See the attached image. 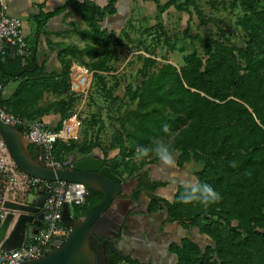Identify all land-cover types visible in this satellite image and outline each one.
<instances>
[{
	"label": "trees",
	"instance_id": "16d2710c",
	"mask_svg": "<svg viewBox=\"0 0 264 264\" xmlns=\"http://www.w3.org/2000/svg\"><path fill=\"white\" fill-rule=\"evenodd\" d=\"M210 1L216 4V0ZM120 2H75L76 11L87 24L76 33L86 43L83 47L67 42L52 44L58 47L54 49L60 70H48L44 62L39 63L33 47L30 55L21 56L8 46V54L0 60V77L4 88L11 83L17 85L10 95L1 92L0 107L21 120L16 126L23 134L35 121L59 114L54 129L59 132L82 95L71 88L72 65L84 66L92 74L96 92L109 103L108 110L119 130L109 146L102 148L104 164L126 186L134 187V199L145 194L147 215L166 212L163 225L178 222L211 240L205 247L187 236L172 242L169 250L176 255L175 264H264V0L231 1V6L240 11L236 25L245 33L244 44H235L220 28L216 38L202 40L203 53L190 50L179 67L152 57L153 51L138 40L139 49L149 55L140 56L141 79L137 85L128 83L123 97L115 93L120 81L114 62L135 40L128 32L118 33L104 25L108 17L118 14ZM191 5L204 19L197 0L157 2L160 15L171 6L191 13ZM66 7L36 15V34ZM162 32L166 33L164 28ZM166 42L171 43L170 37ZM109 77L114 80L112 84ZM165 123L171 126L170 134L162 131ZM161 136L174 148L179 167L201 165L195 171L196 182L212 185L223 196L220 202L207 209L199 203L184 204L179 201L181 184L171 200L155 193L169 182L154 181L143 173L145 167L159 161L155 157L137 160L135 150ZM100 146L97 135L94 140H58L54 154L64 162L71 154L91 155ZM111 151L117 153L110 156ZM39 185L31 184L30 192L43 193ZM102 198L101 193L92 190L83 204H74V217L87 215ZM29 226L37 228L32 223ZM110 255L114 264H146L130 256L118 257L112 251Z\"/></svg>",
	"mask_w": 264,
	"mask_h": 264
},
{
	"label": "rangeland",
	"instance_id": "374dc122",
	"mask_svg": "<svg viewBox=\"0 0 264 264\" xmlns=\"http://www.w3.org/2000/svg\"><path fill=\"white\" fill-rule=\"evenodd\" d=\"M107 1L105 0L106 3ZM158 1L165 4L167 0H121L118 14L114 17H108V20L106 19L108 28L115 29L118 33L128 32L135 40L127 44L114 62L115 74L120 81V85L115 90V93L121 97L125 95V87L128 83L132 82L134 85L139 83L141 79L139 69L142 64L140 56L149 55L145 50L139 49L138 40L140 39L143 40L145 47L153 51L152 57L163 62H172L178 67L183 63V55L190 50L197 49L203 53L204 43L202 40L216 38L219 35L220 28L229 33L235 44L242 45L245 42L246 36L244 31L236 25V19L240 11L231 6L232 0H216V4H213L210 0H197L204 19L198 16L192 5L189 6L191 13L181 10L176 6H171L160 15L157 8ZM180 2H184V0H179ZM76 22L80 28L84 26L83 21L78 16L76 17ZM24 27L26 29L29 25L24 23ZM35 28L32 27V30L28 33L29 43L35 40ZM162 28L165 29V34L162 32ZM146 29H149V31L146 32ZM166 37H170L171 43L166 42ZM68 43H76L83 47L86 42H82L77 35H72L69 37ZM55 49H58V47H55ZM40 51H44L43 46ZM77 66H75L77 70L75 74L76 82L73 84V87L74 90L82 94L75 106V111L79 113L81 120L77 139L87 138V140H94L97 135L101 146L95 148L93 153L88 156L98 155L102 159V148L108 147L113 136L118 134V126H115L113 114L108 110L109 103L96 92L95 86L92 85V74L85 71L86 69L79 66V64ZM47 67L50 70L61 69V64L56 55L51 56L49 62H47ZM80 71L83 72L82 76L80 75ZM108 80L109 84L114 82L110 77ZM13 86L14 84L8 86L5 93L8 94ZM93 119L95 122L91 124L90 120ZM116 153L117 151H111L110 156ZM175 160L177 161L176 156ZM4 165L13 168L14 172L18 175V185L15 186L17 198L23 199L26 204H32L37 195L30 192L28 186L31 184V181L13 163L0 136V167ZM200 168L201 165L197 163H189L186 167L181 168L176 162L174 169H166L158 162L154 165V169L149 166L145 167L143 173H146L149 177H153L152 172L155 171L154 174L156 173L160 178L169 180L171 177H175L178 181L177 183H169L160 188L156 193L159 196L172 199L176 186L180 184L179 181L191 180L196 182L197 177L194 171ZM22 186L25 188L23 189ZM142 200V203L139 204L141 206L139 207V212L141 213L144 209L146 210L148 202L146 197H143ZM70 212L72 215L75 214L74 205L72 204L70 205ZM28 232V234H32V227H28ZM181 235L190 237L202 247L211 243V240L206 235L199 233L197 229L184 230Z\"/></svg>",
	"mask_w": 264,
	"mask_h": 264
},
{
	"label": "water",
	"instance_id": "95a60500",
	"mask_svg": "<svg viewBox=\"0 0 264 264\" xmlns=\"http://www.w3.org/2000/svg\"><path fill=\"white\" fill-rule=\"evenodd\" d=\"M0 136L13 163L27 176L40 181L65 180L82 184L88 190L87 198L92 190L103 195L87 215L79 218L71 214L69 203H65L63 221L69 229L67 238L64 242L55 241L49 253L23 264H109L108 249L115 255L122 254L118 243L125 218L119 217L118 206L127 201L140 202L131 193L127 194L126 184L98 155L79 158L71 154L66 167L53 168L47 165L42 146L27 138L16 125L1 118ZM34 144L40 156L34 154L31 148ZM45 199L46 196L40 194L32 204L5 201L8 213L0 225V248H20L29 233L28 224L41 226ZM32 232L37 233L38 228Z\"/></svg>",
	"mask_w": 264,
	"mask_h": 264
},
{
	"label": "built area",
	"instance_id": "2783aa9c",
	"mask_svg": "<svg viewBox=\"0 0 264 264\" xmlns=\"http://www.w3.org/2000/svg\"><path fill=\"white\" fill-rule=\"evenodd\" d=\"M6 0H0V60L8 54L7 47H12L16 54L28 56L31 53L25 36L23 34V23L18 17L6 14ZM4 91V84L0 77V94ZM0 118L14 125L20 124L21 120L13 115L6 113L0 107ZM81 126L78 112H73L63 123L59 132L50 129L45 121L37 120L28 126L24 134L35 144L42 146L45 152V161L48 166L53 168L66 167L68 161L61 162L54 154V145L58 140L69 141L77 139ZM40 156V155H39ZM31 184L39 185L42 182L35 178H29ZM39 190L46 196L44 205L41 209L43 214L42 224L37 233L26 234V238L20 248L6 250L0 248V264H23L26 261L40 258L49 253L55 241L64 242L67 238L69 229L63 221V211L65 203L81 205L86 200L88 190L79 183H71L65 180L43 181ZM31 184L28 186L31 188ZM18 185V175L9 166L0 167V225L5 219L8 208L5 201L10 200L17 203L26 204L23 199L16 196L15 186ZM24 189L25 187L22 186ZM10 195V196H9Z\"/></svg>",
	"mask_w": 264,
	"mask_h": 264
},
{
	"label": "crops",
	"instance_id": "0c3cea01",
	"mask_svg": "<svg viewBox=\"0 0 264 264\" xmlns=\"http://www.w3.org/2000/svg\"><path fill=\"white\" fill-rule=\"evenodd\" d=\"M81 1L83 0H6L7 8L5 12L10 16L18 17L22 20L24 29L23 34L25 33L24 36L28 46L35 49L39 63L44 62L47 66V62H49L52 55H56L57 57V51L54 49L55 47L52 46L53 43H68V39L72 35H77L80 38V36L76 33V30L87 27V24L81 19L80 14L76 11L75 2ZM93 1L100 5L106 4L105 0ZM66 4V10L49 18L42 31L38 34H35V40L29 43L28 33L32 30V27H36L37 25L35 16L38 15L41 11L51 12L55 8ZM77 16L84 23V26L81 28L76 22ZM106 21L104 22L105 26H107ZM24 23H27L29 27L25 29ZM81 41L84 42L83 40ZM42 46L44 47L43 52L40 51ZM10 49L11 51H14L12 47H10ZM77 65L76 63H74L71 68L70 77L72 90H74L73 84L76 82L75 74L77 71L76 67H78ZM85 71L88 70L86 69ZM80 72V75L82 76L83 72ZM12 84H14V86L7 95L12 94L16 88V83H11L8 86ZM7 87L4 88V93ZM59 120V114H50L44 117V121L46 122L47 126L52 130L56 128ZM32 149L34 151V154L37 155L38 151L35 150V147H33ZM148 166L154 169V165ZM154 172L155 171L152 172L154 176L150 177L152 180H162L171 183L169 179L160 178L159 175H157L156 173L154 174ZM177 186L175 188V191L177 189ZM160 188H158L155 193H157ZM37 197L38 195L36 196V198ZM140 197L142 199L146 196L142 193ZM138 201L140 202L141 200L139 199ZM133 207L135 208L132 212L133 215L124 232L121 233L120 241L118 243L119 248L124 251L123 258L130 256L132 259H137L141 263L146 264H175L176 255L169 250V245L172 242H179L183 237H186L181 235V233L187 229L183 228L178 222H168L163 225V221L167 219L166 212H158L153 215H147L144 212L145 209L142 213L139 212V207H141L139 206V204H134Z\"/></svg>",
	"mask_w": 264,
	"mask_h": 264
},
{
	"label": "clouds",
	"instance_id": "9594fccd",
	"mask_svg": "<svg viewBox=\"0 0 264 264\" xmlns=\"http://www.w3.org/2000/svg\"><path fill=\"white\" fill-rule=\"evenodd\" d=\"M162 131L170 134L171 126L163 124ZM137 160H143L146 157H155L166 169L176 167L175 151L172 145L163 137H153L146 145H138L135 150ZM235 167L236 163L232 162ZM170 182L175 184L177 179L170 178ZM182 191L179 194V201L184 204L199 203L205 209L210 205L216 204L223 199L222 194L208 183L193 182L191 180H180Z\"/></svg>",
	"mask_w": 264,
	"mask_h": 264
},
{
	"label": "flooded vegetation",
	"instance_id": "af4514ba",
	"mask_svg": "<svg viewBox=\"0 0 264 264\" xmlns=\"http://www.w3.org/2000/svg\"><path fill=\"white\" fill-rule=\"evenodd\" d=\"M126 191H127V194H132V197H133V192H134V187L133 186H126ZM140 203H142V199L140 197ZM135 203H132L131 201H127V202H123L121 203L119 206H118V215L119 217L123 216L125 218L124 220V224L122 225V232H124L126 226L128 225L132 215H133V210L135 209L133 207ZM117 215V213H116ZM122 250V249H121ZM110 253H111V250L108 249L107 250V258H108V263L109 264H114V262L110 259ZM118 257H124V251L122 250V254L121 255H117Z\"/></svg>",
	"mask_w": 264,
	"mask_h": 264
}]
</instances>
